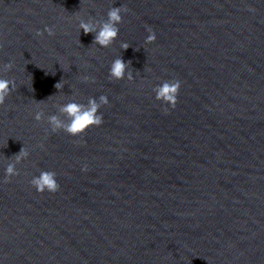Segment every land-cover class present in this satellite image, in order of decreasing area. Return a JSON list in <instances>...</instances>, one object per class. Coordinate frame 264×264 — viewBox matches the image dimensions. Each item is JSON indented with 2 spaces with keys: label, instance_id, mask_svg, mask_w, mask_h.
Masks as SVG:
<instances>
[{
  "label": "clouds",
  "instance_id": "1",
  "mask_svg": "<svg viewBox=\"0 0 264 264\" xmlns=\"http://www.w3.org/2000/svg\"><path fill=\"white\" fill-rule=\"evenodd\" d=\"M250 10L254 11L253 9ZM127 11L128 9L124 5L120 7L112 6L107 12L106 19L95 20L94 18H89L85 21L83 18H80L79 29L83 30L85 35L90 33L94 35L92 44L102 48H108L118 39L120 32L119 25L123 22L122 13H126ZM147 31L149 34L145 39L146 45L154 43L157 39L155 31L151 27H148ZM44 32H47L49 36L55 34L53 27L46 26L43 31L36 30L35 35L37 37H42ZM130 46L131 45L127 42L120 43L122 50H126ZM12 67L13 64L11 62L3 65L5 72L10 71ZM108 78L109 80L127 79L128 81H132L134 76L131 68V61L126 62L121 56L116 57L111 62ZM82 79L84 82H94V78L90 76H84ZM59 85L60 82L57 83L55 87L58 89ZM181 86V81L179 80H164L161 84L153 88L155 100L163 105L170 106L171 109H175L178 104ZM15 90L16 84L14 80L0 78V106L5 104L6 98ZM39 102H43V100ZM109 103L110 101L107 95H100L98 99L89 97L87 103H79L73 99L71 102L58 105L57 109L59 115L53 114L47 116V123L50 125L52 133L63 130L71 136L82 137L90 127H100L104 123V116L103 113L100 112V109L109 105ZM163 111L167 114L169 108L165 107ZM34 119L38 122L42 121L44 119V112L42 110L37 111ZM5 146H7V142ZM29 155L30 153L22 147L19 153L10 158V162L5 169L4 183L10 182L12 177L19 175L17 165L27 159ZM88 170L87 164L81 169L82 172H87ZM30 184L40 194L45 192L55 194L60 190L57 174L50 170H39V175L33 176L30 180Z\"/></svg>",
  "mask_w": 264,
  "mask_h": 264
}]
</instances>
